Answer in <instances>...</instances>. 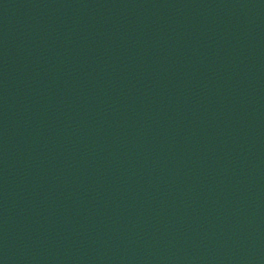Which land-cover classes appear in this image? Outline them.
<instances>
[{
	"label": "water",
	"instance_id": "obj_1",
	"mask_svg": "<svg viewBox=\"0 0 264 264\" xmlns=\"http://www.w3.org/2000/svg\"><path fill=\"white\" fill-rule=\"evenodd\" d=\"M0 264H264V0H0Z\"/></svg>",
	"mask_w": 264,
	"mask_h": 264
}]
</instances>
